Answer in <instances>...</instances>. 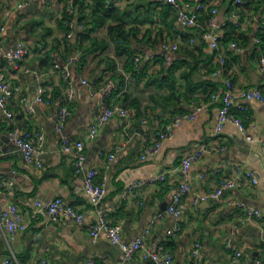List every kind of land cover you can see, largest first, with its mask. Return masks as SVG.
Here are the masks:
<instances>
[{
	"label": "crops",
	"instance_id": "crops-1",
	"mask_svg": "<svg viewBox=\"0 0 264 264\" xmlns=\"http://www.w3.org/2000/svg\"><path fill=\"white\" fill-rule=\"evenodd\" d=\"M22 1L0 0V28H3L0 75L20 88V93L9 103L13 117L9 118L0 107V175L6 182H13L0 190V212L18 205L28 228L14 233L0 229V264L7 258L16 259L18 264L43 261L46 264H154L140 255L126 259L121 248V244L130 243L147 231L151 251L165 246L174 255L173 264H186L197 243L201 247L196 264H255L262 259L264 101L241 97L235 100L234 113L254 139L250 142L247 134L232 123L216 132L221 102L211 99L222 91L229 78L236 94L258 89L264 95V71L259 66L264 51V5L260 6L256 0L246 7L234 6L233 0L221 3L216 14L217 30L222 35L217 51L200 37V29L179 24L175 9L163 0H106L121 15H126L124 26L130 35L128 48L134 56L133 66L136 67L135 58H141L137 71L132 72L127 67L129 57L117 53V45L106 27L94 29L90 24V38L82 40L86 26L79 24L77 17H82L83 23L93 20V0L76 1L75 31L71 39H67L70 29L64 24L67 0L35 2L19 9ZM179 1L191 9L197 5L195 0ZM235 13L241 15L238 25L234 23ZM211 15L210 9L202 11L203 27ZM115 23L107 21V25ZM256 38L262 39L260 47L255 43ZM189 39H194V43L190 44ZM232 41H239L245 50H230ZM19 42L30 48V54L16 69L4 55ZM165 45L178 46L170 62L165 58ZM53 52L61 62L68 56L77 57L71 67L72 116L61 133L55 125L66 103L67 85L49 67L50 62L44 61ZM219 53L227 57L229 75L220 73ZM188 72H192L195 85L192 91L184 78ZM109 81L118 87L110 102L133 109L134 113L127 118L114 115L96 139L85 142L82 170L77 172L76 157L61 150V140L84 139L96 120L100 104L92 92ZM41 88L47 90L44 97L50 104L36 101ZM21 97L26 98L31 112L23 110ZM239 106L244 109H237ZM198 108L201 110L197 111ZM193 113H196L194 119L174 123L176 117ZM167 126L171 127L172 138L163 142L157 154L143 160L145 149L158 141V134ZM26 130L45 136L41 169L24 159L9 136L13 131ZM204 144L217 149L192 164L190 191L183 201L185 212L178 217L165 214L157 219L168 209L184 181L180 170L182 159ZM238 169L254 171L259 183L254 185L243 179L241 187L225 191L221 198H209L194 205L195 196L210 194L221 180L239 178ZM90 172L107 189L96 208L85 191V178ZM161 173H166V181L143 185L125 195L134 182ZM57 198L76 207L84 214V220L75 223L63 219L53 223L43 214L32 216L37 201L49 203ZM244 207L259 209L263 218L243 222ZM102 216L113 225L124 220L120 244H112L104 234L96 239L91 236L90 230ZM228 243L232 249L227 247ZM237 252H242L241 259L236 258Z\"/></svg>",
	"mask_w": 264,
	"mask_h": 264
},
{
	"label": "built area",
	"instance_id": "built-area-1",
	"mask_svg": "<svg viewBox=\"0 0 264 264\" xmlns=\"http://www.w3.org/2000/svg\"><path fill=\"white\" fill-rule=\"evenodd\" d=\"M51 0H24L18 4L19 9H24L28 5L35 2H44L48 3ZM197 5L191 9L189 5H183L179 0H163L166 5L172 6L176 11L177 22L187 28L200 29V37L206 41L209 46L214 50H220L221 43V33L217 30L216 25V14L218 11V6L226 0H195ZM253 0H233V5L237 7H246L250 5ZM112 2L107 1V7H111ZM210 9L211 17L208 21L206 27H203L200 21L201 13L203 10ZM67 13L71 16L75 14L76 10V0H67L66 3ZM234 23L239 24L241 20L240 13L233 14ZM64 24L69 27L70 31L67 33V39H71L74 35L75 23L72 20H65ZM3 28H0V33ZM189 43L193 44L194 39H189ZM256 45L260 47L261 39H255ZM230 50L236 52H243L245 47L239 41H232L229 45ZM2 45L0 43V51ZM164 49L166 51L165 58L167 62L172 60V53L178 50L177 45H165ZM30 54V48L24 43H17L12 49L8 50L5 53V57L14 63L16 69L20 68L21 63ZM51 60L53 71L57 72L63 78V81L67 85V90L64 96L66 103L61 107L55 129L58 133H61L65 128L67 121L72 116V109L70 104L74 102V93L72 91V72L71 67L75 64L77 57L69 56L66 58L65 62H61L56 53H51ZM217 60L220 65V73L223 75H229L227 70L226 63L227 57L223 53L217 55ZM136 68L141 62L140 57H136L135 60ZM260 69L264 71V51L260 59ZM26 72L29 73V70ZM86 83V81H84ZM118 89L117 85L109 81L103 87L94 90L92 92L94 97H98L100 100L98 114L96 116L95 122L92 124L90 129L87 131L84 139L80 140H71L67 138H62L61 140V150L65 153H74L76 157V167L77 172L82 170L83 160L82 153L85 148L86 141H93L97 138L100 129L105 126L114 115H119L122 118H127L130 114L134 113L133 109H126L123 107H118L110 102V97L114 91ZM20 93L19 86L13 84L9 81L5 75H0V107L7 112L9 118L14 116V113L9 108L10 101ZM47 93L45 88H41L40 94L37 96L36 101L38 103L50 104L49 100H46L44 95ZM244 98L248 100H259L264 101L263 93L258 90H249L243 91L239 94L234 92V85L232 80L229 78L225 82V87L220 93L212 95V101H220L221 105L218 111V121L216 125V132L219 133L223 130L224 126L227 123H232L235 125L239 131L244 134H247V140L253 142L254 139L248 135L247 127L240 117L234 113V103L238 98ZM19 103L22 105L23 110L26 113L31 112L32 108L27 104L25 97H21ZM237 109H244L243 106H239ZM201 108H198L197 111H200ZM196 113L185 114L180 117H176L174 123H178L183 119H194ZM11 140L16 145V147L23 154L24 159L30 163L37 166L39 169L42 168V162L40 155L43 153L45 136L42 133L33 134L31 131L26 130L23 132L13 131L9 134ZM172 138V130L170 126H167L163 131L158 134V141L151 147L145 149L142 159L145 160L149 156L157 154L162 147V144L165 140ZM264 142V140H263ZM216 147H210L208 144H204L200 149L193 153L187 154L181 161L180 170L184 181L181 183L179 189L173 196V200L169 205L168 209L165 212L160 213L156 218L160 219L165 214L178 217L185 212L184 198L190 191V186L188 184V179L190 177V169L192 164L203 157L205 154L210 153L212 150H216ZM224 150V149H222ZM112 159V158H111ZM239 178L237 179H223L221 180L216 188L208 195H199L195 196L193 203L197 206L201 201H206L209 198L219 199L225 193V191L241 187L243 185V179L250 181L252 184L256 185L259 183V177L254 171H242L238 169ZM166 181V173H161L156 177L149 178L143 181L134 182L125 192V195L128 192H131L134 189H137L143 185H151L159 182ZM13 185L12 181L6 182L4 178L0 175V190L5 185ZM85 191L90 197V201L93 208L98 207L107 194V189L105 184L98 182L92 172L88 173L85 178ZM237 205L243 207L242 204L237 203ZM26 206L27 203H26ZM35 208L32 212V216L36 217L39 214L46 216L47 220L53 223L60 222L63 219H70L75 223H80L84 220V214L76 209V207L70 205L62 198H57L49 203H43L37 201L35 203ZM263 218L262 212L259 209L244 207L243 222H253L259 221ZM124 225V220L119 221L117 224L113 225L107 217L102 216L99 219V222L92 227L90 230L91 236L96 239L101 234H104L112 244H120L121 241V231ZM28 224L24 221V213L19 208L18 205L13 204L8 207L3 212H0V229L6 230L9 233H14L16 231H26ZM172 235V231L169 232ZM200 243H197L191 250L190 260L186 264H196V259L199 256ZM228 248L232 249L230 243L227 244ZM122 251L126 259L133 258L136 255H140L143 259L153 262L154 264H173L174 255L166 249L165 246H160L156 251H151L148 244V231L135 239L130 243L121 244ZM242 252L236 253V258H242ZM4 264H18L17 260L14 258L5 259ZM42 264H46V261H43ZM255 264H264V257L262 259L256 260Z\"/></svg>",
	"mask_w": 264,
	"mask_h": 264
},
{
	"label": "trees",
	"instance_id": "trees-1",
	"mask_svg": "<svg viewBox=\"0 0 264 264\" xmlns=\"http://www.w3.org/2000/svg\"><path fill=\"white\" fill-rule=\"evenodd\" d=\"M76 1H78V0H76ZM93 1L95 2V6H94V10H93V14L95 17L93 18V20L83 23V18L77 17L78 23L79 24H85V26H86V32H85V35L82 36V40H86V39L90 38V34L92 33V30L89 29L90 24L93 25L94 29H100V28L106 27L107 31H108V35L117 45V48H116L117 53L119 55L126 54L129 57V60L127 62V67L128 66L131 67V71L136 72L137 68L135 66H133V57L134 56L132 54V51L129 50V48H128V46H129L128 38L130 35H128L126 33L125 26H124L126 24L125 23L126 15L125 14H124V16L121 15L120 12L118 10L114 9L112 6L107 7L106 0H93ZM256 1H257V4H259L260 6L264 5V0H256ZM67 19L72 21L73 19H75V14L70 16L66 10L64 21ZM108 20H114L116 23L107 25ZM132 31L134 32V30H132ZM261 44H262V39H261ZM65 60L66 59H64L63 62H65ZM44 61L47 63L50 62V65L48 64L49 67H53L52 66V60H51V53L46 55V57L44 58ZM180 66L181 65H177V67H180ZM194 68L195 67L191 68V70H194ZM184 75H185L184 78L188 82L187 88L188 89L190 88L192 91V88L195 87V85L192 83V80H191L192 72L185 73ZM207 84H208V86H212V87L215 86V84H211V83H207ZM170 86L172 89H174V85L171 84Z\"/></svg>",
	"mask_w": 264,
	"mask_h": 264
},
{
	"label": "water",
	"instance_id": "water-1",
	"mask_svg": "<svg viewBox=\"0 0 264 264\" xmlns=\"http://www.w3.org/2000/svg\"><path fill=\"white\" fill-rule=\"evenodd\" d=\"M32 6V5H31ZM29 8V7H28ZM35 71L33 70V73H34Z\"/></svg>",
	"mask_w": 264,
	"mask_h": 264
}]
</instances>
